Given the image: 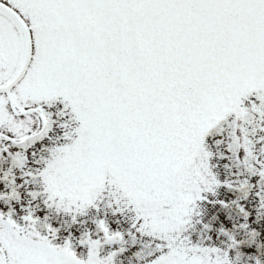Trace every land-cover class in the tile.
Masks as SVG:
<instances>
[{
    "label": "snow or ice",
    "instance_id": "obj_1",
    "mask_svg": "<svg viewBox=\"0 0 264 264\" xmlns=\"http://www.w3.org/2000/svg\"><path fill=\"white\" fill-rule=\"evenodd\" d=\"M0 264H264V0H0Z\"/></svg>",
    "mask_w": 264,
    "mask_h": 264
}]
</instances>
